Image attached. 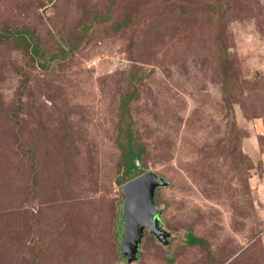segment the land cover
<instances>
[{
  "label": "rangeland",
  "instance_id": "1",
  "mask_svg": "<svg viewBox=\"0 0 264 264\" xmlns=\"http://www.w3.org/2000/svg\"><path fill=\"white\" fill-rule=\"evenodd\" d=\"M127 134L168 183L135 262ZM0 264H264V0H0Z\"/></svg>",
  "mask_w": 264,
  "mask_h": 264
},
{
  "label": "water",
  "instance_id": "2",
  "mask_svg": "<svg viewBox=\"0 0 264 264\" xmlns=\"http://www.w3.org/2000/svg\"><path fill=\"white\" fill-rule=\"evenodd\" d=\"M167 186L162 177L152 172L141 174L124 185L122 252L128 262L138 260L144 231L163 245L167 244L170 234L162 228L161 210L155 204L156 190Z\"/></svg>",
  "mask_w": 264,
  "mask_h": 264
},
{
  "label": "trees",
  "instance_id": "3",
  "mask_svg": "<svg viewBox=\"0 0 264 264\" xmlns=\"http://www.w3.org/2000/svg\"><path fill=\"white\" fill-rule=\"evenodd\" d=\"M13 34H17L20 36L22 42L26 45L27 48L33 52V55H38L39 50L35 43L30 41V36L25 32H13ZM131 96L127 95L126 100L122 104L123 111H126V106L130 101ZM127 143L124 148V151L121 155V163L120 169L118 173V181L119 184L122 186L127 181L134 179L138 176V167L137 163L141 160V155L143 152V148L140 145H136L132 143V139L130 134H127ZM186 243L190 246H198V247H205L206 242L203 239L195 237L191 234L186 236Z\"/></svg>",
  "mask_w": 264,
  "mask_h": 264
},
{
  "label": "flooded vegetation",
  "instance_id": "4",
  "mask_svg": "<svg viewBox=\"0 0 264 264\" xmlns=\"http://www.w3.org/2000/svg\"><path fill=\"white\" fill-rule=\"evenodd\" d=\"M145 232V231H144ZM148 232V231H147ZM152 235V234H151ZM154 238H155V236L154 235H152ZM156 239V238H155ZM157 240V239H156Z\"/></svg>",
  "mask_w": 264,
  "mask_h": 264
}]
</instances>
